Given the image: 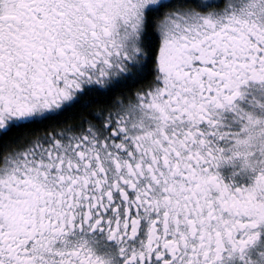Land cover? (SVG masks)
Listing matches in <instances>:
<instances>
[{"label": "snow or ice", "instance_id": "snow-or-ice-1", "mask_svg": "<svg viewBox=\"0 0 264 264\" xmlns=\"http://www.w3.org/2000/svg\"><path fill=\"white\" fill-rule=\"evenodd\" d=\"M248 81L264 0H0V264H227L260 241L264 172L218 171Z\"/></svg>", "mask_w": 264, "mask_h": 264}, {"label": "clouds", "instance_id": "clouds-1", "mask_svg": "<svg viewBox=\"0 0 264 264\" xmlns=\"http://www.w3.org/2000/svg\"><path fill=\"white\" fill-rule=\"evenodd\" d=\"M257 106L261 109V115H257L255 111L238 112L239 134L219 154L218 159L219 168L238 166V171L249 175L252 182L256 175L264 172V104L257 102ZM236 107L234 105L226 110L234 111ZM220 115L221 113L218 114ZM258 244L259 241L254 240L243 253H232V258L240 260L242 264H264V251L258 248ZM253 249H256L255 258L251 254Z\"/></svg>", "mask_w": 264, "mask_h": 264}, {"label": "flooded vegetation", "instance_id": "flooded-vegetation-1", "mask_svg": "<svg viewBox=\"0 0 264 264\" xmlns=\"http://www.w3.org/2000/svg\"><path fill=\"white\" fill-rule=\"evenodd\" d=\"M242 97H238L234 101V105H236V109L234 111L231 110H218L221 113L218 116L220 120V125L223 131H235L238 130L239 124L237 123L238 112L240 110L245 111H255L257 115H261V109L257 106V102L260 104H264V83L248 81L246 85L241 86ZM223 144V141H221ZM218 171L221 174V177L224 179L225 183H232L234 186H247L252 183V179L249 175L240 173L237 168H233L230 166H225L223 168H219ZM236 172V175L233 173ZM262 235L258 244V248L260 250H264V227L261 229ZM252 256L255 258L256 249L252 250ZM227 264H242V262L238 259L231 258L227 260Z\"/></svg>", "mask_w": 264, "mask_h": 264}]
</instances>
